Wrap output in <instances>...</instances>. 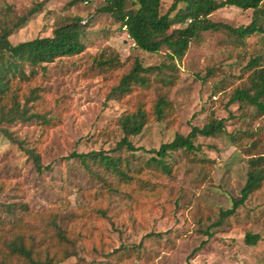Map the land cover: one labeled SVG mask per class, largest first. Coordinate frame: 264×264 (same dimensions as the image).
Returning <instances> with one entry per match:
<instances>
[{
    "label": "rangeland",
    "instance_id": "374dc122",
    "mask_svg": "<svg viewBox=\"0 0 264 264\" xmlns=\"http://www.w3.org/2000/svg\"><path fill=\"white\" fill-rule=\"evenodd\" d=\"M86 1L0 0V32L42 3L26 23L13 29L12 44L52 36L59 24L79 16L86 45L81 54L39 66L34 77L22 83V103L51 120L1 127L24 149H36L44 168L38 171L27 152L0 131V182L5 184L0 213L11 221L22 217L24 228L43 227V219L54 214L76 251L58 264H264V186L220 221L221 211L232 208L241 195L249 159L264 155V115L247 102L231 101L237 88L249 85L246 65L264 54V35L241 40L226 30L202 31L177 61L173 83L166 84L163 77L168 74L157 70L150 86L113 98L112 89L131 71L135 58L144 66L160 65L168 62V50L148 53L137 48L120 22L100 11L105 0ZM173 1L162 0L163 12ZM252 16V9L231 6L210 18L238 27L250 23ZM113 50L122 67L103 69L96 64L98 55ZM33 88L37 98L31 100ZM161 96L173 105L167 121L151 114ZM139 103L150 113L143 132L131 137L139 149L114 150L123 137L121 115ZM212 116L226 121V132L197 137L199 152L172 153L166 158L171 173L140 148L158 149L177 133L186 135L193 126H204ZM90 151L128 157L138 172L136 180L109 191L97 174H107L105 170L90 161L97 171L91 172L71 156ZM247 232L260 240L247 244Z\"/></svg>",
    "mask_w": 264,
    "mask_h": 264
},
{
    "label": "trees",
    "instance_id": "16d2710c",
    "mask_svg": "<svg viewBox=\"0 0 264 264\" xmlns=\"http://www.w3.org/2000/svg\"><path fill=\"white\" fill-rule=\"evenodd\" d=\"M131 2L132 6L129 7V0H105L100 11L109 13L120 22L121 27L126 30L137 48L148 53H159L165 47L168 50L166 53L168 62L144 66L138 58H135L131 71L124 74L118 85L112 89L110 96L113 98L120 99L137 87L150 86L152 75L157 70L168 74L163 77L166 84L173 83L177 61L183 59L191 42L198 38L202 31L226 30L241 40L254 34L264 35V0H174L167 12H163L162 0H132ZM41 6L42 3H39L29 10L27 16L20 17L13 27H7L0 32V131L27 152L38 171L44 168L41 154L36 149H24L22 142L15 140L12 133L1 125L33 119H40L43 122L51 120L45 114L31 112L27 104L22 103V83L34 77L39 66L44 67L60 58L76 56L84 52L86 48L82 40L85 25L83 18L79 16L59 24L52 36L36 37L12 44L9 37L13 29L26 23L29 17L41 9ZM231 6L243 10L252 9L251 22L233 27L210 18L217 10ZM175 24L179 26L174 27ZM95 62L103 69L113 70L124 64L118 52L114 50L103 51L96 57ZM27 66L31 67L30 72L26 70ZM246 69L249 71L247 79L249 85L243 89L237 88L231 101L254 105L258 114L263 116L264 54L251 58ZM30 92V97L33 96L31 100L36 99V89L33 88ZM30 97L27 99L30 100ZM172 111V103L165 96H161L151 114L157 121H167ZM149 116L150 113L143 103H139L132 111L125 110L119 119L123 137L114 150L137 151L139 148L134 145L131 137L143 132ZM223 132H226V121L212 116L204 126H193L186 135L177 133L171 141L163 143L158 149L140 148L152 154V160L167 173H171L173 166L166 161V158L172 153L199 152L202 147L196 143L197 137H215ZM71 156L79 159L91 172L97 171L90 161L105 170L107 174L98 172L97 174L102 176L106 188L111 192L119 191L122 182L127 184L136 180L138 172L132 170L128 157L113 156L106 151L73 152ZM248 164L247 180L241 195L233 201L232 208L221 211L220 221L234 215L241 206L246 204L252 194L260 191L264 186V155L252 156ZM105 175L118 178L119 183L113 184ZM4 189L5 184L0 182V193ZM48 216V220L43 219V227L32 225L31 228H24L22 217L11 221L0 213V264H58L74 256L76 251L73 239L58 224L54 214ZM220 221L217 224H220ZM260 238L258 234L247 232L244 240L247 244L253 245Z\"/></svg>",
    "mask_w": 264,
    "mask_h": 264
},
{
    "label": "built area",
    "instance_id": "2783aa9c",
    "mask_svg": "<svg viewBox=\"0 0 264 264\" xmlns=\"http://www.w3.org/2000/svg\"><path fill=\"white\" fill-rule=\"evenodd\" d=\"M86 2H88V0Z\"/></svg>",
    "mask_w": 264,
    "mask_h": 264
}]
</instances>
